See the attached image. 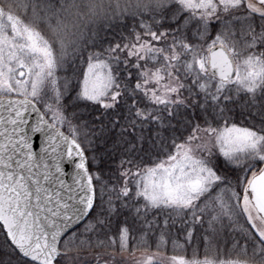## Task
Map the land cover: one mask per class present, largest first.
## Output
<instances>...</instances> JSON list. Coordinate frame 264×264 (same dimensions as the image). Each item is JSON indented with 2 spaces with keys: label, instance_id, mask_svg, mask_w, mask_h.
<instances>
[{
  "label": "snow or ice",
  "instance_id": "snow-or-ice-1",
  "mask_svg": "<svg viewBox=\"0 0 264 264\" xmlns=\"http://www.w3.org/2000/svg\"><path fill=\"white\" fill-rule=\"evenodd\" d=\"M0 264H264V0H0Z\"/></svg>",
  "mask_w": 264,
  "mask_h": 264
},
{
  "label": "water",
  "instance_id": "water-1",
  "mask_svg": "<svg viewBox=\"0 0 264 264\" xmlns=\"http://www.w3.org/2000/svg\"><path fill=\"white\" fill-rule=\"evenodd\" d=\"M37 143H38V141H37ZM66 170H69V166H66Z\"/></svg>",
  "mask_w": 264,
  "mask_h": 264
}]
</instances>
